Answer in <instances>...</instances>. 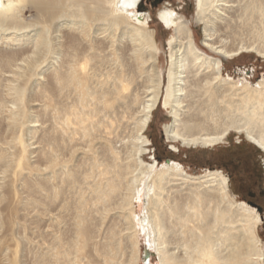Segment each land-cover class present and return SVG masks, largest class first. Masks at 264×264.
Listing matches in <instances>:
<instances>
[{
  "label": "bare ground",
  "instance_id": "1",
  "mask_svg": "<svg viewBox=\"0 0 264 264\" xmlns=\"http://www.w3.org/2000/svg\"><path fill=\"white\" fill-rule=\"evenodd\" d=\"M140 2L0 0V30L14 34L10 40L22 37L32 43L21 62L14 54L0 59L1 66H17L9 78L15 99L9 100L11 104L0 99V118L5 115L6 122V136H0V183L9 180V170L15 164L13 175L18 178L11 184L17 189L28 158L26 131L33 130V125L29 126L33 112L24 103L26 85L21 81L52 70V83L62 100L61 106L52 109V130L43 133V176L58 178L65 168L61 180L74 185L76 174L68 160L60 157V145L81 137L93 141L95 133L98 142L89 147L87 175L97 197L93 206L109 212L117 202L126 224L123 230H109L100 247L92 244L98 264H153L152 258H145V249L150 256H158L161 264H264V244L256 232L263 219L254 207L235 200L230 179L222 170L206 169L193 175L177 160L148 162L144 157L150 142L145 131L161 103L172 117L165 126L168 141L180 140L185 146L215 145L227 138L231 128H239L264 151V77L256 85L248 78L232 82L224 76L222 58L209 52L230 57L242 54L243 49H255L264 55V0H197L196 19L203 24L206 49L198 46L190 21L165 6L158 16L162 25L172 30L166 75L160 66L157 32L150 25L152 15L140 9ZM27 7L38 10L32 21L23 18ZM243 26L254 30L258 46L228 45L242 36ZM67 27L77 30L86 47L81 57L72 54L67 63L56 66L64 52ZM41 93L46 105H51L48 87ZM210 119L227 120V126L210 131L204 123ZM122 127L130 130L121 137ZM119 137L124 150L117 148ZM9 144L15 149L13 154ZM180 184L187 186L186 193L172 199L166 196L171 187ZM58 186L53 184V192L60 193ZM78 202L75 236L68 248L56 246L42 255L50 264H84L92 235L84 215L90 202L84 193ZM124 238L131 242V250ZM142 240L140 248L137 243ZM55 241L61 243L59 237Z\"/></svg>",
  "mask_w": 264,
  "mask_h": 264
},
{
  "label": "rangeland",
  "instance_id": "2",
  "mask_svg": "<svg viewBox=\"0 0 264 264\" xmlns=\"http://www.w3.org/2000/svg\"><path fill=\"white\" fill-rule=\"evenodd\" d=\"M141 2L140 9L150 12L152 15L150 25L157 32L160 47V66L164 75L167 73L170 60L171 48L168 39L172 34V30L162 25L159 20V12L165 6L176 10L182 19L190 21L198 38V46L206 49L202 43L203 24L196 19L197 0H141ZM37 14L38 10L36 8L27 7L23 12V18L26 21H32ZM256 20L257 23H260L259 18ZM238 24L242 25V22L238 21ZM241 29H243L242 36L236 42H234L235 40L231 41L228 44L229 46H240V44L259 45V39L253 35L254 30L251 27L243 26ZM63 33L64 52L56 66L67 63L72 54L81 57L86 47V42L77 36V30L74 27H67ZM10 36L12 37L14 34L0 30V59L14 54L17 62H21L20 59L30 49L32 43L22 39V37L19 41L10 40ZM209 52L215 58L218 56L222 58L224 76L232 78V82L245 81L248 78L252 81V84L256 85L264 77V55L259 54L255 49H243L242 54L230 57H222L212 52V50H209ZM12 71L16 72L17 66L0 65V99L8 104H11L9 100L15 99V94H12L9 90V78H12L14 73ZM51 76L52 70L43 75H36L30 81H21L26 85L27 96L24 103L33 112V122L29 124V126L33 125V130L32 132L26 131V138L30 143L28 158L19 177L22 178L20 185L16 189L11 184L13 179L18 178V176L13 175L16 169L14 168L15 164L9 170V180L6 178L0 183V264H15L13 261H16V264H50L51 260L49 258L42 259V255L49 254L48 252L56 246L58 248H68L75 236V222L81 193H84L90 202L84 215L86 216L89 235L92 234L90 235L91 242L86 249V260H83L84 264H98V259H96L93 251L94 245L92 244L100 247L107 240L109 230L120 231L126 228L122 217L123 212L118 208L117 202L112 204L109 212L98 210L99 208L93 206V202H96L97 197L91 192V179L87 175L90 172L91 164L89 147L92 144L97 145L98 142L95 139V133L92 137L93 141L91 139L82 141L81 137L72 144L65 142L60 145L62 152L60 157L68 160L70 169L76 174L78 181L74 185L70 186L61 180V174L65 172V168L61 169L58 178L47 180L43 176L42 167L44 162L41 153L43 133L45 130H52L54 125L52 109L61 106L60 101L62 100L57 88L52 83ZM42 86L44 89L48 87L50 94L53 96V101L50 102L51 105H46L48 103L41 93V90H44ZM4 116L0 118L1 137L6 136V133L3 132L6 125ZM215 118L218 119L219 115H216ZM94 120L97 121L98 117L95 116ZM124 120H127V117ZM171 120L169 109L161 103L154 111L150 126L145 131L150 139L147 152L144 155L146 161L154 162V160H157L161 163L167 159L177 160L184 164L188 172L193 175H199L206 169L222 170L230 179V192L235 200L245 201L260 213L263 220L256 228V232L264 244V151L248 139L245 130L239 128H231L227 138L215 145L185 146L180 140L168 141L165 126ZM204 123L210 131H220L227 126V120L215 122L210 119ZM129 130L123 127L120 128L119 136L127 135ZM53 134V137H60L58 133ZM10 139L11 134H9ZM117 140V148L124 150V141L122 142L120 137ZM11 146L9 144V151L13 154L15 149ZM74 149L76 150L74 151ZM53 184L59 185L58 187L61 188L60 193L53 192ZM180 185L184 186L185 184ZM180 185L171 187L166 196L169 194V198L172 199L188 191L186 185L183 190ZM178 189L181 190V193ZM258 207L261 209L259 210ZM56 237L60 238L61 243L58 245L55 241ZM142 237L143 233L140 240ZM132 241L135 244L137 238L134 236ZM124 243L129 246L128 250H131V242L125 239ZM137 245H140L141 248L143 240ZM149 258H152L153 264H161L158 256L156 258L149 256ZM142 259L144 260L143 257Z\"/></svg>",
  "mask_w": 264,
  "mask_h": 264
},
{
  "label": "water",
  "instance_id": "3",
  "mask_svg": "<svg viewBox=\"0 0 264 264\" xmlns=\"http://www.w3.org/2000/svg\"><path fill=\"white\" fill-rule=\"evenodd\" d=\"M166 161H167V162H169V161H170V159H167ZM258 209L260 210L261 208H260V207H258ZM144 256H145V258H147V257H149V256H150V251H149L148 249H145V250H144Z\"/></svg>",
  "mask_w": 264,
  "mask_h": 264
},
{
  "label": "snow or ice",
  "instance_id": "4",
  "mask_svg": "<svg viewBox=\"0 0 264 264\" xmlns=\"http://www.w3.org/2000/svg\"><path fill=\"white\" fill-rule=\"evenodd\" d=\"M131 6V5H130Z\"/></svg>",
  "mask_w": 264,
  "mask_h": 264
}]
</instances>
